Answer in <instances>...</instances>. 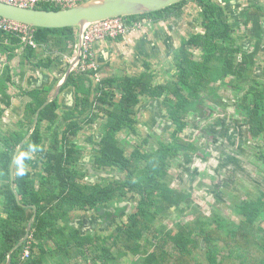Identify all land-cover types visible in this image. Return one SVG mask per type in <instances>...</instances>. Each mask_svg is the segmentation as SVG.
<instances>
[{
    "label": "trees",
    "instance_id": "16d2710c",
    "mask_svg": "<svg viewBox=\"0 0 264 264\" xmlns=\"http://www.w3.org/2000/svg\"><path fill=\"white\" fill-rule=\"evenodd\" d=\"M190 1L126 18L130 23L179 20ZM194 1L204 33L183 40L175 55L176 80L158 83L155 72L147 70L137 76L105 81L108 86H117L120 99L113 109L106 110L104 125L86 138L91 146L87 154L77 140L85 126L98 119L87 115L93 108L91 95L97 92L95 106L100 104L98 109L102 111L109 105L111 94L102 87L93 89L92 76L74 70L61 89H74V109L63 113L57 98L40 112L35 130L17 155L14 181L11 166L15 154L59 80L55 78L46 88H19L21 95L28 98L24 116L17 128L3 131L2 119L12 106L10 93L16 85L15 77L22 81L25 76L15 74L11 63L21 53L22 66L31 61L36 69L52 70L55 61L47 63L38 48L48 56H70L78 35L75 28H33V46L19 34L0 31V54L7 60L3 68L6 77L0 76V264H7L10 252L26 236L35 214L33 206L37 213L31 236L13 252L11 264H116L126 257L133 258L131 264H264V191L237 206L241 218L235 222L219 214L201 217L189 211L183 204L192 195L174 190L168 183L173 163L197 151L182 137L189 127V117L209 119L214 113L213 102L226 108L218 94L220 86L237 94V114L244 116L242 122L251 139L263 146L257 158L264 162V83L255 77L264 37V1ZM38 9L63 8L41 5ZM236 23L248 33L238 35ZM33 59L39 63L33 64ZM143 99L159 100L161 113L173 125L170 141L160 142L153 151L146 150L150 140L139 133ZM123 133L141 137L142 145L128 149L120 140ZM84 158L91 160L93 171L105 175L94 177L84 171ZM102 210L108 218L102 225L116 223L111 232L108 228L84 233L72 222L74 217H80L77 213ZM121 213L126 214L125 221L111 219ZM176 214L195 219L187 224H163ZM28 247L29 258L24 259Z\"/></svg>",
    "mask_w": 264,
    "mask_h": 264
},
{
    "label": "crops",
    "instance_id": "0c3cea01",
    "mask_svg": "<svg viewBox=\"0 0 264 264\" xmlns=\"http://www.w3.org/2000/svg\"><path fill=\"white\" fill-rule=\"evenodd\" d=\"M140 24V28L139 29H134L133 31L129 32L128 35L124 36V37H119L116 39H105L99 42L94 43L93 45V52L95 55V61L97 63V65L99 66L98 69V74L100 76L99 81L95 82V79L92 81L94 82L93 85V89L96 88H100L101 87L106 90V92H109L111 94L110 97V101H109V105H107L104 110L101 111V109H98L100 104L99 102H97V104L95 106V98L97 97V92L94 91V93L91 95L92 99L94 100L93 102V108L91 109L90 112L87 113V115H96L98 116V119H96V121H94L93 123H90L88 125H86L85 127H92V129L95 127L96 130L94 131L95 133L104 125V122H106V110L109 109H113V105L115 103H117L120 99V93L117 90V86L116 85H106L104 84L105 81L107 80H119V79H123L124 77L128 76V77H132V76H137L140 75L144 72H146L147 70H149L150 72H156L160 78H169V74L172 73L173 70V61H172V56H173V48H175L176 44H174L173 39H175V37L172 34V30L171 27L168 23L166 22H153L152 20H144L141 22H138ZM77 30V35H78V41H79V31ZM176 40V39H175ZM77 41V42H78ZM78 45V43H77ZM171 46H172V51L170 53H168V49L171 50ZM38 50L41 52L42 56L44 58H46V62H51V61H55V65L52 67V70H44V69H36L35 67H33V65L30 62H25L22 66L21 62H22V58H21V53L18 55V57L11 63V67L14 70L15 74H19L21 72V74L25 73V76L23 78V80H20V77H15V86L11 87V95L13 96L12 99V106L10 109L7 110V112L5 113L6 115L3 117L2 119V124H3V120L5 118L8 119V121H5L4 123H6V125H12L14 124V128H17L18 126V122L19 120H21L24 116L25 113V108L26 105L28 103V98H25L21 95L20 93V89L19 88H23L25 91L30 90V89H36V88H46L48 86L51 85L52 81L57 78L58 83L55 87V89L53 90V94L52 96L55 95V93L58 90V87L60 84H63L67 75L68 70L71 68V66L74 65V63L76 62V59L73 60V55H74V51L75 48H73V52L70 56L64 55V56H60L58 53L49 55L43 51L42 49L38 48ZM163 50L165 52H163ZM41 57V58H43ZM78 57V56H77ZM43 58V59H44ZM51 59V60H49ZM33 64H38L39 61L36 59H33ZM81 62V60L79 61ZM7 65V60L5 61L4 58H2V55L0 54V67L4 68V66ZM22 66V67H21ZM171 66V67H170ZM76 66H74L75 68ZM150 67V68H149ZM22 68H24L22 70ZM75 70H79L76 69ZM74 71V70H73ZM72 71V72H73ZM80 71V70H79ZM86 75H90L93 76L94 74H92V72L89 73H84ZM71 75V73H70ZM69 75V77H70ZM68 77V79H69ZM67 79V81H68ZM67 81L63 84V86L61 87V89L65 86V84L67 83ZM103 84V85H102ZM21 86V87H20ZM220 89H226L229 90V94L232 91V89H230L229 87H224V86H220ZM219 89V90H220ZM234 92V90H233ZM230 95L227 94V97H225V104H226V108H223L219 105L216 104V102L213 105L214 107V113L213 115L207 119V120H211L213 119L214 126H207L206 128H202L200 127V125L198 124L197 126L195 125L193 127L196 128V130H193L190 135H188V131L190 130V128L193 126V123L196 124L200 121H204V120H200L199 118L196 117H189V127L185 130L184 134L182 135V137L184 139H186L187 141L191 142L194 144V140H197L195 137H197V135H195V133H200L203 135L202 130L203 131H207L212 137L211 139L213 140L212 142L215 143L217 142L216 138L219 136V132L217 131L218 129L220 130V134L223 137H226V135H228L232 129H229V125L231 123L227 122L225 119H222L221 117L218 116V113L220 112V115L229 113V109L231 107H236L235 110V114L237 116H239L237 114V106H236V94L235 92ZM222 93V91H221ZM219 94V92H218ZM220 96H222V94H219ZM51 96V97H52ZM75 97H76V93L74 91L73 88H68L66 90H64L63 92L60 93L58 99L60 101V105L62 107L63 113L66 111H70L73 110L75 107ZM224 111H223V110ZM222 110V111H221ZM148 112L150 114L149 117L147 118H143L144 113ZM162 112V103L159 100L156 101H151L148 99H143V103L142 106L140 108V114L138 117V121H139V133L142 134L144 132H142L141 130L145 129L144 131H147V137H151L152 134L151 132L154 131V134L156 133V136L159 137V135L161 137H167L169 135L170 137V130H168V121L165 118L164 113ZM232 114V112H230ZM229 118L234 119L235 120V130L238 132L240 129V125L243 124L242 122V117H232L230 116ZM144 119V120H143ZM81 120V119H80ZM223 123H220L222 122ZM81 122V121H80ZM206 123V122H203ZM223 124V125H221ZM207 125V124H205ZM218 127H217V126ZM232 125V124H231ZM222 126V127H219ZM246 126V125H245ZM49 130L50 126H47ZM234 127V126H233ZM99 128V129H97ZM149 128V130H148ZM226 128V131L224 132ZM12 130V129H9ZM6 131H8V129H6ZM141 131V132H140ZM224 132V133H223ZM248 132V131H247ZM123 134H127V133H123ZM158 134V135H157ZM92 135V134H91ZM122 135V134H121ZM250 137V135H249ZM251 138V137H250ZM252 140V139H251ZM166 141V138H165ZM231 141V138H227V142L226 145H229ZM253 141V140H252ZM196 144V143H195ZM194 144V145H195ZM197 146V145H195ZM203 149H205L204 151H201L199 153H201L202 157L197 156V151L194 153H190L189 156H182V161L183 159H187L188 161V169L186 168L185 170H183L182 164H180L179 160L181 158H178L176 160V162L173 163L172 167L175 165V167H177V165H180V169L179 171L181 172L182 178L180 180V182L178 184H175V179L174 177L170 176L169 174V186L170 188L174 189V190H185L186 192H189V194L192 195V198L194 196H198L202 198L204 195H206L207 191H212L213 193L216 195V191H218L220 188H223L221 186H212L211 188H201L202 190H200V188L197 186L199 181V176H200V170L199 169H195L194 168V164L198 163L201 159L202 160H206L209 161V157L214 154L216 151H212V153L210 152V150H207L205 147H203ZM256 156V155H255ZM185 157V158H184ZM215 160H218L217 157H214V155L212 156ZM227 158H231L230 156H226ZM221 158V156H220ZM228 158V159H229ZM258 159V158H257ZM219 161V160H218ZM259 160H257L258 162ZM259 163V162H258ZM256 163L255 161H249L250 167H255L256 171H258L259 173H261V176H264V169L263 171L260 170L263 168V165L260 168V165ZM171 169L169 170V173H171ZM243 168V167H242ZM183 172V173H182ZM252 175L255 174V171H251ZM250 174V173H249ZM250 174V176H252ZM184 177L189 179L194 180V182H189V183H185ZM195 177V178H194ZM198 180V181H197ZM264 180L259 181L256 183L257 186V191L253 192L254 190H252L253 193H257L259 194L260 191H264ZM188 185V187H183L182 185ZM246 186L247 183H245ZM210 189V190H207ZM252 188H249V191ZM215 191V192H214ZM249 191L248 193H246V195L243 198L248 197L249 195ZM220 193V192H219ZM219 193H217V198L219 197ZM190 201V199L188 200ZM187 201V202H188ZM75 218V217H74ZM74 218L72 220V222L74 221ZM75 219H78L77 217ZM80 219H78L77 221H79ZM90 221L86 222L83 221L84 223V229L83 232L85 233L87 231V225L89 224ZM74 226H76L77 228L80 229V227H78V225L73 222ZM82 261H79L78 263H80ZM83 263V262H82ZM118 263V262H117ZM84 264V263H83Z\"/></svg>",
    "mask_w": 264,
    "mask_h": 264
},
{
    "label": "rangeland",
    "instance_id": "374dc122",
    "mask_svg": "<svg viewBox=\"0 0 264 264\" xmlns=\"http://www.w3.org/2000/svg\"><path fill=\"white\" fill-rule=\"evenodd\" d=\"M240 3H243L246 0H239ZM264 1V0H263ZM186 12H188L183 20V25H191L190 27V32L192 31H196V26L198 23H196L195 21H199L202 20L201 18H198L199 16V9H198V4L195 1H190L188 3V6L186 7ZM239 11H236V13ZM239 14H237L238 16ZM239 33H245L244 32V28H240L239 29ZM247 33V31H246ZM245 40V38H244ZM247 42L249 43L250 40H247ZM243 43V42H242ZM245 43V42H244ZM200 54L197 53V58H199ZM257 66H258V73H260L259 77H257L256 79L259 80V82L264 83V49L263 51L258 54L257 56ZM171 67V66H170ZM175 70V67H172ZM0 76L6 77V71L5 69L0 67ZM14 71V70H13ZM247 89H249L248 86L245 87V90L247 91ZM222 91V93H221ZM229 90L226 89H220L219 90V94H222V101L225 102V97H227V94L230 95L233 92L232 91L228 92ZM234 93V92H233ZM236 94V93H235ZM237 95V94H236ZM238 98V97H236ZM223 110V109H222ZM221 110V111H222ZM235 110L236 107H231L229 109V113L220 115V112L218 113V116L221 117L222 119H225L227 122L231 123L229 125V129H232V131L226 135V137H223L220 134V130L218 129L217 131L219 132V136L217 137V142L213 143L212 139H211V135L205 130H202L203 135L200 133H195V135H197V137H195L197 140H194V144L197 145V156L202 157L201 151H204L205 149H203V147H205L207 150H210V152L212 153V151H216L214 154H212L209 157V161L206 160H200L198 163L194 164V168L195 169H199L200 170V176H199V181L196 182L198 183V187L200 188V190H202L201 188L205 187V188H211L212 186H221L223 188H220L218 191H216V195L213 193V190L211 191H207L209 193H207L206 195L203 196L202 201L201 198L198 196H194L193 198H190V201H188L187 203L183 204L184 207L188 208L189 211L191 212H195L198 216L201 217H212L214 214L215 215H220L222 218L228 220V221H239L241 216L237 213V206L245 203L246 200H252L255 199L257 197V193H253L255 191H257V186L256 183L264 180V176H261V173H259L258 171H256L255 167H250L251 164H249V161H255L256 163H258L261 166L263 165V168L260 169L263 171L264 169V162L262 161H258L257 162V153L262 150L261 148H263V146L261 145L260 142H256V141H252L251 138L249 137V134L247 132V126H245L244 124L240 125V129L237 132L235 130V120L229 118L230 116L232 117H244L243 115L238 114L239 116H237L235 114ZM224 111V110H223ZM232 112V114L230 113ZM6 115V114H5ZM150 114L148 112L145 111L143 118H147L149 117ZM144 120V119H143ZM5 121H8L7 118H5L3 120V124H1V129L3 131H6V129H13L14 128V124L10 125H6V123H4ZM206 122V123H203ZM214 121L213 119L211 120H204V121H200L196 124L193 123V126L190 128V130L188 131V135H190V133L193 130H196V128L193 129V127L196 125H200V127L202 128H206L207 126H214L213 125ZM220 123H223L220 122ZM207 124V125H205ZM223 125V124H221ZM217 126V125H216ZM234 126V127H233ZM218 127V126H217ZM222 127V126H219ZM85 131L81 133L79 139L77 140V144L82 147L84 149V151L87 154H90L91 151V146L89 144L86 143V138L88 136H90L91 134H95V130L96 128L94 127L92 129V127H85ZM99 129V128H97ZM145 129L141 130L142 132H144L145 135H147V131H144ZM149 130V128H148ZM140 131V132H141ZM150 131V130H149ZM226 131V128L224 130V132ZM223 132V133H224ZM152 136L149 138L150 143L148 146H146V150L147 151H153V149H157L159 147V143L160 142H164L165 138L166 140H170L169 135L167 137H157L154 136V131L151 132ZM142 135V134H141ZM142 137V136H141ZM138 137V136H132V135H128V134H122L120 136V140L122 142L123 145H125L128 149L133 148L135 145H142V138ZM231 138L230 144L226 145L225 142H227V138ZM143 139H145V137L143 136ZM144 149V151H146ZM214 155V157H217L218 160H215L212 156ZM256 155V156H255ZM221 156V158H220ZM226 156H230L231 158H227ZM185 158V157H184ZM87 160V158H84V160ZM180 164H182L183 170H185L186 168L188 169V161L187 159H183L182 158L179 160ZM243 167V168H242ZM180 169V165H177V167H175V165L172 167L170 176L174 177L175 179V184H178L182 178V174L179 171ZM181 170V169H180ZM255 171V174L252 175L251 171ZM183 173V172H182ZM252 176H250V174ZM195 178V177H194ZM185 183H189V182H194L193 178L192 179H187L184 177ZM264 182V181H263ZM248 186H246V184ZM182 185V184H180ZM184 188L188 187V185H182ZM252 188L249 191V188ZM252 190H254L252 192ZM249 191V195L246 198H243L246 193H248ZM215 192V191H214ZM220 192V193H219ZM217 193H219V197L217 198ZM134 203V202H133ZM136 204V203H135ZM130 213V211H129ZM76 215H80V217H77L78 219H80L79 221H77L78 219L74 218V221L78 227H80V229H84V223L83 221L86 220V222L90 221L89 224L86 226L88 229L85 233H88V231L92 232L94 230H98L101 231L104 228L108 229L109 228V232H111L114 228H115V224H103L99 221L98 223H94L92 220H94V218L97 220V214L96 213H77ZM86 216V217H83ZM121 217L123 219H117V222H122L126 220V214L125 213H121ZM195 219V216H188L186 218L184 217H179L177 214L173 215L172 217H169L168 219H165V221H163L164 225L167 226H172L174 222L176 221H181L183 224H187L189 222H192ZM72 226V225H71ZM108 232V233H109ZM201 253V252H200ZM200 258L201 260H205L204 255L201 253L200 254ZM133 260L132 257H126L125 259L119 260L118 263L116 264H131V261ZM79 261H71L70 264H83L82 262L78 263Z\"/></svg>",
    "mask_w": 264,
    "mask_h": 264
},
{
    "label": "water",
    "instance_id": "95a60500",
    "mask_svg": "<svg viewBox=\"0 0 264 264\" xmlns=\"http://www.w3.org/2000/svg\"><path fill=\"white\" fill-rule=\"evenodd\" d=\"M187 0H89L83 4H79L73 8L62 10H44V9H26L19 6L9 5L0 2V17L9 19L15 22L23 23L34 28H47V29H65L75 28L79 31L78 41V57L73 66L68 70L64 83L67 81L70 73H72L81 60L82 43L86 30L93 24L112 19V18H126L132 16H139L148 13H154L165 10L176 4L182 3ZM236 5V4H235ZM74 66H76L74 68ZM63 83V84H64ZM60 84L54 96L50 97L45 104L37 112L33 129L30 131L27 138L20 144L15 158L11 166L12 180L14 181V169L17 155L22 149L25 141L31 136L35 130L40 112L50 103L54 102L61 93ZM14 185V183H13ZM16 197L19 201L17 192ZM35 214L31 219L26 236L18 243V245L10 252L7 264H11V257L15 250L27 241L31 236L33 222L36 218L37 208L33 206Z\"/></svg>",
    "mask_w": 264,
    "mask_h": 264
},
{
    "label": "built area",
    "instance_id": "2783aa9c",
    "mask_svg": "<svg viewBox=\"0 0 264 264\" xmlns=\"http://www.w3.org/2000/svg\"><path fill=\"white\" fill-rule=\"evenodd\" d=\"M89 0H0L2 3L9 5L19 6L26 9H35L41 5H57L64 9L73 8L79 4H83ZM34 27L29 25L15 22L9 19L0 17V31L14 32L22 36V40L28 44L36 46L31 39V35L34 31ZM140 28L138 22H132L127 20V18H112L96 24L91 25L85 32L83 43H82V53L81 62H79L77 69L83 73L92 72L93 80L99 81L98 69L99 66L95 61V55L93 52V45L96 42L105 39H116L119 37H124L129 34V32L134 29ZM73 60L78 56V45L75 47ZM30 249L29 247L25 251L24 259L29 258Z\"/></svg>",
    "mask_w": 264,
    "mask_h": 264
},
{
    "label": "flooded vegetation",
    "instance_id": "af4514ba",
    "mask_svg": "<svg viewBox=\"0 0 264 264\" xmlns=\"http://www.w3.org/2000/svg\"><path fill=\"white\" fill-rule=\"evenodd\" d=\"M192 1V0H191ZM194 1V0H193ZM187 6H188V4H187ZM186 6V7H187ZM186 7H185V10H184V14H183V16L181 17V19H176V18H172V19H169L168 21H163V22H166V23H168L169 25H170V27H171V30H172V34H173V36L175 37V39H173V42H174V44L175 43H177L176 44V46H175V48H173V51H172V46H171V50H169L168 49V53H170L171 51L173 52V56H172V61H173V63H174V61H175V55H176V53L178 52V50L180 49V47H181V45H182V43H183V40L185 39V38H187V39H189V37L192 35V34H195V33H199V34H202V33H204V29H203V27L201 26V22H202V20H199V21H195L196 23H198L197 24V26H196V31H192V32H190V26L191 25H183V20H184V18H185V16L186 15H188L187 13L188 12H186ZM199 16V15H198ZM232 16H233V14H232ZM198 18H201L200 16L198 17ZM233 18H234V16H233ZM234 20H235V18H234ZM144 21V20H143ZM236 21V20H235ZM158 23V22H157ZM237 24L238 23H236V26H237ZM264 26V25H263ZM141 27V26H140ZM243 28V27H242ZM139 29V28H138ZM239 29H240V26H237V32H238V35H244L245 33H246V30H244V32L245 33H239ZM236 32V33H237ZM248 33V32H247ZM248 43V42H247ZM249 43H252V41H250ZM263 49H264V37H263V43H262V49H261V52L263 51ZM163 52H165L164 50H163ZM260 52V53H261ZM259 53V54H260ZM258 58V57H257ZM173 66H174V64H173ZM257 68H258V66H257ZM256 68V75H255V77H259V75H260V73H258V69ZM264 73V72H263ZM155 74H156V81L158 82V83H167V82H169V81H171L172 79L173 80H176V73H175V70L173 69L172 70V73L171 74H169V78H165V79H163V78H160V76L155 72ZM236 101H237V98H236ZM225 103V102H224ZM173 125H170V124H168V130H170V133H171V131H172V127ZM154 136H156V133L155 134H153ZM158 135V134H157ZM141 136H144V137H147V135H145L144 133H142V135ZM160 137V136H159ZM217 139V138H216ZM170 140H166V141H164L163 143H168ZM84 162H85V165H84V171H89L92 175H94V177H101V176H103V175H105L103 172H99V171H97V172H95V171H93V163L91 162V160H84ZM132 205H135V203L134 204H132ZM93 213H96L97 214V220L94 218V220H92L94 223H98L99 221L100 222H102L103 221V219L104 220H106V219H108L107 218V216H105L104 215V210H102V211H99V212H93ZM128 213V212H127ZM115 216V215H114ZM120 217H121V214H120V216H116L115 218H111V219H113V221L114 220H117V219H120ZM104 229H106V228H104ZM103 229V230H104ZM109 230V229H108Z\"/></svg>",
    "mask_w": 264,
    "mask_h": 264
},
{
    "label": "clouds",
    "instance_id": "9594fccd",
    "mask_svg": "<svg viewBox=\"0 0 264 264\" xmlns=\"http://www.w3.org/2000/svg\"><path fill=\"white\" fill-rule=\"evenodd\" d=\"M78 6V5H77ZM36 9H38V8H36ZM64 9V8H63ZM96 82V81H95Z\"/></svg>",
    "mask_w": 264,
    "mask_h": 264
}]
</instances>
